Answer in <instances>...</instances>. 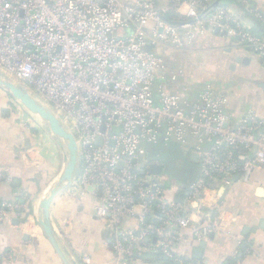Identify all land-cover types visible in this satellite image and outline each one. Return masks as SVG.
<instances>
[{"label":"built area","instance_id":"2783aa9c","mask_svg":"<svg viewBox=\"0 0 264 264\" xmlns=\"http://www.w3.org/2000/svg\"><path fill=\"white\" fill-rule=\"evenodd\" d=\"M234 1L264 24L250 0ZM208 30L264 58V36L222 0H0V70L38 93L73 134L81 157L74 193H90L95 215L117 228L110 243L119 264L144 252L198 264L175 251L190 215L198 216L197 239L226 230L231 215L220 202L207 207V194L264 168V118L233 120L227 98L211 86L189 100L158 84L178 74L167 72L157 48L188 46ZM160 141H177L196 157L181 202L164 196L165 180L151 171L159 161L145 158ZM15 207L0 203V222ZM130 219L133 226H121Z\"/></svg>","mask_w":264,"mask_h":264},{"label":"crops","instance_id":"0c3cea01","mask_svg":"<svg viewBox=\"0 0 264 264\" xmlns=\"http://www.w3.org/2000/svg\"><path fill=\"white\" fill-rule=\"evenodd\" d=\"M222 2L245 27L264 36V24L252 11L234 0ZM250 2L253 10L264 15V0ZM165 5V2L159 3L162 8ZM185 9L183 6L182 11ZM160 52L165 57L167 72L178 74L171 80L165 73V78L158 81L170 92L194 100L205 86H211L227 98V112L233 120L250 112L264 118V88L260 86L264 83V58L248 46L237 44L221 32L208 30L188 46L169 47L167 55ZM174 156H190L191 160L178 164L180 160ZM192 156L188 147L177 141L166 146L160 141L150 154L159 161L156 164L161 166L158 175L165 180L169 200L181 202L184 188L194 179L196 157ZM64 166L58 138L0 87V169L8 176L0 178V203L17 205L7 211L8 220L0 222V264H66L40 223L42 201L60 178ZM79 171L80 163L74 179ZM74 179L58 191L49 204L51 226L60 250L77 264H119L110 243L117 228L95 215V201L90 193L84 196L74 193ZM216 202H220V210L232 217L226 230L197 239L194 231L199 225L198 216L193 211L192 224L182 230L175 251L198 264L228 261L264 264V168H257L247 182L222 188L217 195L207 194L204 204L209 207ZM22 207L26 208V214ZM133 225L131 219L121 224L122 227ZM84 255L89 262L81 261ZM149 255L157 256L146 252L141 256ZM156 263L172 264L169 260H147L138 256L125 262Z\"/></svg>","mask_w":264,"mask_h":264},{"label":"water","instance_id":"95a60500","mask_svg":"<svg viewBox=\"0 0 264 264\" xmlns=\"http://www.w3.org/2000/svg\"><path fill=\"white\" fill-rule=\"evenodd\" d=\"M165 20L169 21L164 17ZM176 23V22H172ZM218 32V30H215ZM3 72L0 70V87L7 90L13 97L18 100L22 106L36 115L39 120L48 128V130L58 138V144L63 151V159L65 162V166L63 172L56 183L53 184L49 195L42 201L43 206V218L40 220V223L47 233L49 239L53 243V245L57 248L59 254L64 258L66 264H77L75 261H69L67 257H65L60 250L54 236V232L51 226V220L49 216V204L54 198L55 194L60 191L65 186L71 184L72 179H74V173L78 168V146L74 139L73 134L68 130V128L61 122L56 113L42 103V101L37 100L31 93H29L28 89H26L22 84L12 81L10 77L3 76ZM5 75V74H4ZM260 86L264 88V83H261ZM100 140H97L99 143ZM195 158V156H192ZM135 161L134 159L132 160ZM121 165V162L119 163ZM151 171L154 174H158L161 171L160 165L153 164L151 166ZM75 180V179H74ZM91 189V188H88ZM183 195L180 196V198ZM141 258H145L147 260H167V257L157 255V256H138ZM161 264V263H156Z\"/></svg>","mask_w":264,"mask_h":264},{"label":"rangeland","instance_id":"374dc122","mask_svg":"<svg viewBox=\"0 0 264 264\" xmlns=\"http://www.w3.org/2000/svg\"><path fill=\"white\" fill-rule=\"evenodd\" d=\"M169 47H167V48H162V47H158L157 48V50L158 51H163L164 53H165V55H167V49H168ZM3 76L5 77L6 75H4L3 74ZM12 81H15L13 78H10ZM16 82V81H15ZM5 91H7V90H5ZM29 91V93H31V95H33L37 100H39V101H42V103L43 104H45L46 106H48L49 107V104L48 103H46L44 100H43V98L38 94V93H36V92H34V91H31V90H28ZM7 93H9L8 91H7ZM10 94V93H9ZM13 97V96H12ZM13 98H15V97H13ZM15 100H16V98H15ZM50 108V107H49ZM79 149V148H78ZM79 151V150H78ZM150 157V155H148V156H146L145 158H149ZM173 158H175V159H177V160H180V161H177V163L178 164H180V163H183V164H185V162H183L184 160L187 162H189L190 160H191V157L190 156H185V158H182L181 156L180 157H173ZM81 162V157H80V152H78V163H80ZM190 163V162H189ZM177 164V165H178ZM79 165V164H78ZM77 165V166H78ZM165 192H164V196H166V192H167V186H165Z\"/></svg>","mask_w":264,"mask_h":264},{"label":"trees","instance_id":"16d2710c","mask_svg":"<svg viewBox=\"0 0 264 264\" xmlns=\"http://www.w3.org/2000/svg\"><path fill=\"white\" fill-rule=\"evenodd\" d=\"M24 206H25V205H24ZM22 212H23L24 214H26V213H27L26 208H23V207H22Z\"/></svg>","mask_w":264,"mask_h":264}]
</instances>
